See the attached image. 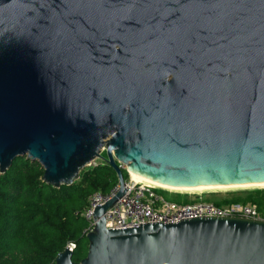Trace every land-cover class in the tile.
I'll return each mask as SVG.
<instances>
[{
  "label": "water",
  "instance_id": "obj_1",
  "mask_svg": "<svg viewBox=\"0 0 264 264\" xmlns=\"http://www.w3.org/2000/svg\"><path fill=\"white\" fill-rule=\"evenodd\" d=\"M21 156L56 188L96 158L120 185L85 256L52 264H264L261 219L103 217L118 163L170 188L264 182V0H0V173Z\"/></svg>",
  "mask_w": 264,
  "mask_h": 264
},
{
  "label": "trees",
  "instance_id": "obj_2",
  "mask_svg": "<svg viewBox=\"0 0 264 264\" xmlns=\"http://www.w3.org/2000/svg\"><path fill=\"white\" fill-rule=\"evenodd\" d=\"M101 156H106L104 151ZM42 174L40 164L25 156L16 157L0 173V264H52L68 243L74 244L71 260H81L87 240L82 234L86 221L80 211L89 194L105 193L117 181L115 171L105 160L84 169L77 186L53 187L42 180ZM121 174L123 180L127 179L124 169ZM157 191L172 201H188L179 195L169 196L163 189ZM247 201L263 210L264 190L213 202Z\"/></svg>",
  "mask_w": 264,
  "mask_h": 264
},
{
  "label": "built area",
  "instance_id": "obj_3",
  "mask_svg": "<svg viewBox=\"0 0 264 264\" xmlns=\"http://www.w3.org/2000/svg\"><path fill=\"white\" fill-rule=\"evenodd\" d=\"M120 169L125 170V165L118 163ZM119 182L109 188L105 193L100 191L89 194L86 204L80 211L86 224L82 234L86 235L94 227L92 212L97 205L104 204L112 198L119 190ZM122 187L125 189L121 197L104 212V225L106 228L137 227L138 223L146 222H175L179 219L199 216H230L264 220V209L250 201L247 202H225L220 205L211 200L197 196L187 202H176L163 197L158 193L157 186L136 182L127 173V179L123 180ZM69 249L74 244L68 243ZM71 249V250H72Z\"/></svg>",
  "mask_w": 264,
  "mask_h": 264
},
{
  "label": "rangeland",
  "instance_id": "obj_4",
  "mask_svg": "<svg viewBox=\"0 0 264 264\" xmlns=\"http://www.w3.org/2000/svg\"><path fill=\"white\" fill-rule=\"evenodd\" d=\"M104 151V150H102ZM101 151V152H102ZM105 152V151H104ZM99 163H104V160L102 158H96L94 159L90 165H86L83 168L80 169V171L78 172V177L70 184H74V185H79L81 183V172L86 169L89 168L90 166L94 165V164H99ZM166 193L169 196H174V195H179L181 197V199H186V200H192L194 198H196L197 196H200L201 198L204 199H209L211 201H215V200H221L223 198H229L232 196H238V197H243L247 194H249L252 191L255 190H264V186H259V187H236V188H221V189H212V190H205V191H196V192H177V191H170V190H166Z\"/></svg>",
  "mask_w": 264,
  "mask_h": 264
},
{
  "label": "bare ground",
  "instance_id": "obj_5",
  "mask_svg": "<svg viewBox=\"0 0 264 264\" xmlns=\"http://www.w3.org/2000/svg\"><path fill=\"white\" fill-rule=\"evenodd\" d=\"M130 178L136 182H141L153 186L160 187L162 189L170 190V191H177V192H198V191H205V190H212V189H221V188H236V187H261L264 186V182L262 183H246V184H228V185H216V186H198L192 188H170L163 186L159 183H156L152 180H149L145 177L139 176L137 174L130 173Z\"/></svg>",
  "mask_w": 264,
  "mask_h": 264
},
{
  "label": "crops",
  "instance_id": "obj_6",
  "mask_svg": "<svg viewBox=\"0 0 264 264\" xmlns=\"http://www.w3.org/2000/svg\"><path fill=\"white\" fill-rule=\"evenodd\" d=\"M188 201H190V200L188 199Z\"/></svg>",
  "mask_w": 264,
  "mask_h": 264
}]
</instances>
